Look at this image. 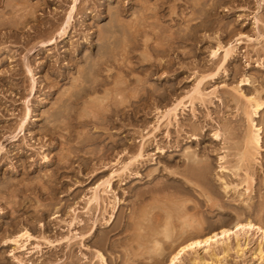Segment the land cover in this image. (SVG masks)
Wrapping results in <instances>:
<instances>
[{
  "label": "rangeland",
  "instance_id": "rangeland-1",
  "mask_svg": "<svg viewBox=\"0 0 264 264\" xmlns=\"http://www.w3.org/2000/svg\"><path fill=\"white\" fill-rule=\"evenodd\" d=\"M223 230L176 264H264V0H0V264H166Z\"/></svg>",
  "mask_w": 264,
  "mask_h": 264
},
{
  "label": "bare ground",
  "instance_id": "bare-ground-1",
  "mask_svg": "<svg viewBox=\"0 0 264 264\" xmlns=\"http://www.w3.org/2000/svg\"><path fill=\"white\" fill-rule=\"evenodd\" d=\"M75 9V8H74ZM70 21V20H69ZM68 24V23H67ZM67 27V26H66ZM64 32H65V30H64ZM233 51V49H228L227 50V52H225L226 53V56H225V59H227L229 56H230V54H231V52ZM214 56H217V52H215L214 54H213ZM200 88V87H199ZM197 92V94L196 95H198V96H200V97H202V93L200 92V90L199 89H197L196 90ZM205 96V95H204ZM258 97V96H257ZM247 107H248V111H245L246 112V114H247V117H248V121H249V127H250V129L248 128V131H249V133L246 135L247 136V138H245L246 140H245V147H244V150H243V152H242V154H241V161H239L241 164L242 163H248V161L250 160V159H254L258 154H259V151H260V149L262 148V133H261V128H259L256 124H255V117L256 116H258V114H259V111H260V109L262 108V104H261V102H259L257 99H247ZM185 105H183V102H178L177 104H175L174 105V107L172 108V109H170L169 110V112L167 113V115H166V118L167 117H177V113H178V111L181 109V107H184ZM246 107V108H247ZM97 112V111H96ZM239 141V140H238ZM243 149V148H242ZM241 152V151H240ZM255 156V157H254ZM142 157V152L139 154V155H137L136 157H134L135 159L134 160H137L138 161V159L139 158H141ZM254 157V158H253ZM239 160H240V158H239ZM251 161V160H250ZM249 161V162H250ZM134 161H132V163H133ZM136 162V161H135ZM131 164V163H130ZM243 165V164H242ZM250 165V164H249ZM128 166V165H127ZM127 166H125V168H127ZM244 166H246L245 164H244ZM243 167V166H242ZM241 166H239V168H240V170H241V168H242ZM125 168L123 169V170H125ZM226 168H224V170H225ZM239 170V171H240ZM227 171V170H226ZM236 171V170H235ZM249 178V177H248ZM251 178V177H250ZM252 179V178H251ZM248 181H250V179L249 180H245V182H248ZM227 187H229V186H227ZM228 189V188H227ZM248 190H249V188H248ZM247 190V191H248ZM94 200L95 201H98V195H95L94 196ZM94 201V202H95ZM180 209V208H179ZM143 212V211H142ZM175 212V211H174ZM187 216V215H186ZM170 216H169V218H168V221H167V223L165 224V226H164V230L162 231V232H159V233H153V235H152V240L149 242L150 244H152V247H151V249L152 250H159L160 248H161V244H160V242H159V239H158V237H159V235L161 234V235H163L164 236V238H166V239H169L170 237H171V225H170ZM173 223V222H172ZM246 225H244V224H242V223H240V222H238L237 224H236V226H235V228L234 229H245V228H247V227H249V228H257L254 224H253V222L252 221H246ZM163 224V223H162ZM161 224V225H162ZM142 227V226H141ZM173 228V227H172ZM257 229H260L259 227L257 228ZM150 231V230H149ZM153 232V231H152ZM232 231L231 230H223V231H221V233H217V234H215V235H213V236H209V237H207V238H204V239H195V240H190V242L189 243H187V244H184V245H182V246H180L178 249H177V251H175V253L174 254H172L171 255V257H170V259L168 260V262L166 263V264H176L179 260H180V257L184 254V253H186L187 252V250H189V249H195V248H198V247H202L203 245H211V243L212 242H215V243H218V238H223V239H226V238H228V239H230V233H231ZM200 234V233H199ZM25 236H27V237H25ZM24 237H25V239L26 238H28V241L31 239V237H30V235L29 234H27V233H24L23 235H20L19 236V238H23L24 239ZM143 237V236H142ZM19 238H15V240H12V242L14 243V244H19ZM198 238V237H197ZM18 239V240H17ZM20 239V240H21ZM162 239V238H161ZM26 241V240H25ZM27 241V242H28ZM141 241V240H140ZM26 243V242H25ZM181 243V242H180ZM184 243V242H183ZM225 243V242H224ZM20 244H21V242H20ZM260 248V247H259ZM145 249V248H144ZM200 249V248H199ZM208 251V250H207ZM208 253V252H207ZM262 256V255H261ZM201 258V257H200Z\"/></svg>",
  "mask_w": 264,
  "mask_h": 264
}]
</instances>
